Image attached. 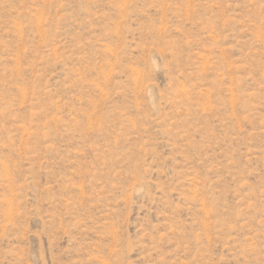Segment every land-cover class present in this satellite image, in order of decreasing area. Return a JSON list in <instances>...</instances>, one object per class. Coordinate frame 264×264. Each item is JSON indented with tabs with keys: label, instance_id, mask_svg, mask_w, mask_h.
<instances>
[{
	"label": "rangeland",
	"instance_id": "rangeland-1",
	"mask_svg": "<svg viewBox=\"0 0 264 264\" xmlns=\"http://www.w3.org/2000/svg\"><path fill=\"white\" fill-rule=\"evenodd\" d=\"M0 264H264V0H0Z\"/></svg>",
	"mask_w": 264,
	"mask_h": 264
}]
</instances>
